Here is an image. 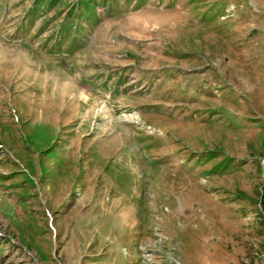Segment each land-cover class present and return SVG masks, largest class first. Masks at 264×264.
I'll return each instance as SVG.
<instances>
[{
  "label": "rangeland",
  "instance_id": "374dc122",
  "mask_svg": "<svg viewBox=\"0 0 264 264\" xmlns=\"http://www.w3.org/2000/svg\"><path fill=\"white\" fill-rule=\"evenodd\" d=\"M264 0H0V264H264Z\"/></svg>",
  "mask_w": 264,
  "mask_h": 264
},
{
  "label": "trees",
  "instance_id": "16d2710c",
  "mask_svg": "<svg viewBox=\"0 0 264 264\" xmlns=\"http://www.w3.org/2000/svg\"><path fill=\"white\" fill-rule=\"evenodd\" d=\"M262 204H264V202Z\"/></svg>",
  "mask_w": 264,
  "mask_h": 264
}]
</instances>
